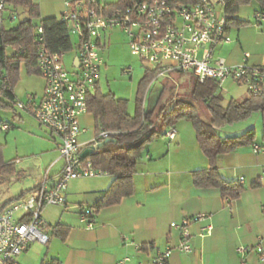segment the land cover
Returning a JSON list of instances; mask_svg holds the SVG:
<instances>
[{"label": "crops", "instance_id": "0c3cea01", "mask_svg": "<svg viewBox=\"0 0 264 264\" xmlns=\"http://www.w3.org/2000/svg\"><path fill=\"white\" fill-rule=\"evenodd\" d=\"M32 1L38 4L41 17H60L66 8L65 3L77 0ZM117 1L98 0L100 5ZM15 12L23 13V9L17 7ZM9 13L13 12L4 10V18H8ZM102 43L104 46V39ZM222 46H227L229 63H236L240 59L239 47H235L234 42L228 45L222 43L216 49ZM39 100L34 95L33 106ZM91 123L94 124L92 129ZM80 124L86 128L78 138L81 152L88 147L97 129L94 117L88 110L80 116ZM173 129V139L163 134L167 142L160 140L151 150L147 149L143 157L149 161L143 162L139 169L136 165V172L132 175L133 193L114 205L97 209L92 229H87L79 220V207L92 206L108 188L112 176L89 177L94 181L83 188L76 185V179L71 180L66 189L65 210L57 220L51 222L42 213L48 224V243L31 242L18 257V264H50L53 260L58 264H115L125 256L129 257L125 264L148 262L158 251L179 243L180 230L171 223L179 224L183 219H192L199 214L205 216L191 220L187 226L191 251L184 253L174 250L166 264H238L240 255L237 247L259 243L264 249V141L261 137L254 142L261 147L258 152H253L252 143L216 157L215 165L220 175L243 185L239 195L229 199L218 188L193 185L192 172L209 167V161L198 145L195 129L186 127L185 130L183 126L175 128V125ZM53 134L50 131L48 140L52 145L49 143L47 149L52 158L48 162L40 160L38 174L16 195L2 200L0 210L32 190L44 177L47 184L57 177L63 162L58 153L59 137ZM17 160H12L15 174L7 180L11 177L20 180L28 175L27 167H16ZM71 202L74 203L72 209L77 206L78 210L63 213ZM57 223L68 226L64 239L53 235L52 227ZM207 225L212 226L209 233L204 230ZM136 245L141 247L137 249ZM245 256V264H264L256 252H248Z\"/></svg>", "mask_w": 264, "mask_h": 264}, {"label": "built area", "instance_id": "2783aa9c", "mask_svg": "<svg viewBox=\"0 0 264 264\" xmlns=\"http://www.w3.org/2000/svg\"><path fill=\"white\" fill-rule=\"evenodd\" d=\"M98 0H77L66 2L60 19L69 26V35L75 37L77 65L69 69L63 63L64 53L50 52L40 45L37 51V65L44 79L43 94L33 106L34 95H27V103H18L19 109L33 107V117L42 126L59 137L58 153L62 168L50 184L42 180L29 192L15 199L0 210V264H18V257L31 242L46 245L49 241L48 224L42 217L47 206H66V189L69 182L77 178L107 175L108 172L95 168L89 159L80 158L79 136L86 131L80 124V116L87 112V96L99 82L100 68L104 64L100 49L106 31L119 28L128 38L131 53L146 63V69L154 78L171 73H189L198 82L212 81L216 92L222 94L226 79L246 87L249 95H264V64L249 62V53L244 52L241 62L229 63L216 56L215 49L222 43L231 42L226 27L224 7L226 0H134L125 8L110 13H98L93 6ZM5 9V0H0V20ZM258 23H264V11L255 12ZM16 18L15 13L9 19ZM38 42L44 40L41 26L36 29ZM130 72V68L126 69ZM9 125L2 123L1 130ZM173 127L164 135L174 138ZM118 134L100 128L90 139L88 147L93 151L106 140ZM253 152L261 147L253 143ZM264 173V165L262 167ZM242 180V179H240ZM95 210L91 206L79 207V220L87 229L94 227ZM199 214L181 223H171L180 230V241L176 246L158 251L148 262L138 264H166L174 250L191 251L187 226L191 220L202 219ZM211 225L204 230L209 233ZM141 246L136 245L139 249ZM238 264H245L246 254L256 252L264 262L261 244L239 246ZM128 256L115 264H125Z\"/></svg>", "mask_w": 264, "mask_h": 264}, {"label": "trees", "instance_id": "16d2710c", "mask_svg": "<svg viewBox=\"0 0 264 264\" xmlns=\"http://www.w3.org/2000/svg\"><path fill=\"white\" fill-rule=\"evenodd\" d=\"M247 1L249 0H226L224 13L227 29L231 24L239 26L244 23L243 20L235 18V13L239 5ZM256 1L259 8L255 12L264 11V0ZM133 2L134 0H118L106 5L96 2L93 6L98 13L106 14L117 8H125ZM17 7L23 9L25 17L16 26L6 28L3 24L4 16L0 20V105L4 107H10L8 102L15 99L13 86L21 64H24L27 72L40 74L37 65V51L40 45H44L50 52L58 53H65L73 48L66 21L55 16L41 17L38 4L32 0H5L4 10L15 13ZM38 26L43 30L42 42L36 39L35 31ZM7 48L13 50L10 56L6 54ZM153 77L154 73L145 69L136 91L133 114L127 112L124 99H115L111 94H103L99 87L87 96V110L94 117L97 131L104 128L118 132L82 160L89 159L95 168L105 170L112 176L108 188L91 207L96 211L114 205L121 198L133 193L132 175L136 172L137 161L143 153L145 143L157 134L163 135L168 128L175 125L178 118L191 120L198 145L209 161V167L192 172L193 185L215 187L224 197L236 198L243 185L238 181L223 178L215 165V159L238 146L254 143L257 136L253 127L240 134L225 137H221L218 130L229 123L245 120L255 112L260 113L264 125V95H248L242 101L231 100L222 104V97L216 92L212 81L200 83L195 79L189 97L177 98L169 108L162 107L157 112L153 108L146 110L143 106L145 91ZM190 98L204 104L209 112L208 121L199 116L198 106ZM26 109L33 113L32 106L29 105ZM261 140L264 141V133ZM13 162L3 159L0 146V184L15 174ZM52 229L53 235L61 239H64L68 232V226L60 223L55 224ZM50 264L58 262L53 260Z\"/></svg>", "mask_w": 264, "mask_h": 264}, {"label": "rangeland", "instance_id": "374dc122", "mask_svg": "<svg viewBox=\"0 0 264 264\" xmlns=\"http://www.w3.org/2000/svg\"><path fill=\"white\" fill-rule=\"evenodd\" d=\"M258 8L259 4L256 0L241 3L235 13V18L243 20L244 23L239 26L231 24L229 27L228 32L231 42H234L235 47H239L240 59L237 62H241L244 52H248L249 62L264 64V23L257 24L255 11ZM15 14L16 18L13 20L7 17L4 18L3 23L6 28L16 26L25 17V14L20 12H15ZM237 39L239 42H237ZM71 41L73 48L63 55V63L69 69L72 67V61L76 55L77 43L75 37L71 38ZM231 42L225 44L228 45ZM104 43L105 45L100 49L104 64L100 68L99 90L103 94H111L115 99H124L127 112L133 114L136 91L141 78L144 76L146 63L131 53L128 38L119 28L108 29L104 36ZM12 53V49H6L8 56ZM226 54L227 46H224V48L222 46L215 51L216 56L223 57L228 61ZM127 68H130V72H126ZM194 81L195 78L188 73H171L165 77H153L145 91L143 106L146 110L153 108L157 112L162 107L169 108L175 99L189 97ZM43 88V77L40 74L27 72L24 64H21L13 86L14 101L8 102L10 107L0 105V124L10 125L7 131L0 129L2 157L4 160H14L16 158L18 159L16 167L18 169L27 167L26 170H28V175L23 179L13 180L15 177H11L0 185V202L7 197L16 195L20 189L31 182L33 177L38 174L40 160L48 162L52 158V154L47 150L50 146L49 143L51 144L48 140L50 130L40 126L28 111L18 108V103L27 102L28 94L41 98ZM222 90L224 91L222 94L217 92L222 97V104H226L231 100L242 101L249 95L244 85L229 78L223 82ZM190 100L198 106L199 116L208 121L209 112L204 104L194 98H190ZM93 126L94 124L91 123L90 128L92 129ZM181 126L185 130L186 127L194 129L191 120L185 118L175 120V128ZM250 127L254 128L259 141L264 130L260 113L255 112L245 120L224 125L218 130V133L221 137L233 136ZM160 140H164L163 136L157 134L145 143L143 153L137 161L138 169L143 162L149 161L143 157L146 150H151V147L156 146ZM164 142H167V140H164ZM101 177L109 178L107 176ZM93 181L94 178H78L75 183L79 188H83ZM68 206L67 211L63 213H72L78 210L77 206L72 209L74 207L72 202ZM63 209L65 210L63 206H47L42 213L47 220L54 222Z\"/></svg>", "mask_w": 264, "mask_h": 264}, {"label": "water", "instance_id": "95a60500", "mask_svg": "<svg viewBox=\"0 0 264 264\" xmlns=\"http://www.w3.org/2000/svg\"><path fill=\"white\" fill-rule=\"evenodd\" d=\"M73 65H75V66L77 65V57H74V59H73ZM108 141H109V139L106 140L105 142H108ZM92 152H93V148L92 147H87V148H85L83 151H81L79 153V156H80V158H86Z\"/></svg>", "mask_w": 264, "mask_h": 264}]
</instances>
